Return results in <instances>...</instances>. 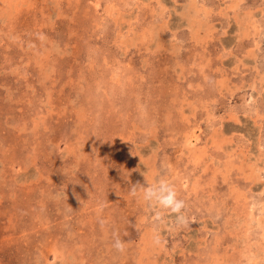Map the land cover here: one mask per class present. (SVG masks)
I'll return each instance as SVG.
<instances>
[{
	"label": "rangeland",
	"instance_id": "374dc122",
	"mask_svg": "<svg viewBox=\"0 0 264 264\" xmlns=\"http://www.w3.org/2000/svg\"><path fill=\"white\" fill-rule=\"evenodd\" d=\"M0 264H264V0H0Z\"/></svg>",
	"mask_w": 264,
	"mask_h": 264
},
{
	"label": "clouds",
	"instance_id": "9594fccd",
	"mask_svg": "<svg viewBox=\"0 0 264 264\" xmlns=\"http://www.w3.org/2000/svg\"><path fill=\"white\" fill-rule=\"evenodd\" d=\"M138 192L143 203L153 209L155 213L152 217L154 223H163L165 214H174L176 228L186 227L188 225V217L185 211L187 207L186 203L183 199L178 198L175 186L167 180L161 179L158 183L151 185L146 183V186L137 183L129 189V194L132 197H136ZM154 243H161V237L158 233L154 236ZM111 247L116 252L123 253L126 250V242L118 234H114Z\"/></svg>",
	"mask_w": 264,
	"mask_h": 264
}]
</instances>
